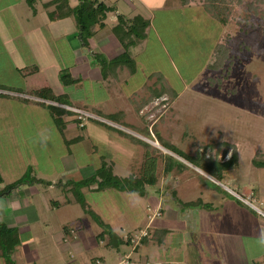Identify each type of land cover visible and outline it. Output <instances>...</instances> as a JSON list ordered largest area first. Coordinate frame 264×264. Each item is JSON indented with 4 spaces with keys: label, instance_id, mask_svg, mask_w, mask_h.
<instances>
[{
    "label": "rangeland",
    "instance_id": "1",
    "mask_svg": "<svg viewBox=\"0 0 264 264\" xmlns=\"http://www.w3.org/2000/svg\"><path fill=\"white\" fill-rule=\"evenodd\" d=\"M108 1L125 13V17L142 13L152 19L149 40L130 50L137 72L131 75L128 68H123L121 76L117 70L119 78L112 71L108 73V80H103L88 67L87 76L81 74V77L76 76L75 83L65 84L57 69L61 68V72L66 68V73L72 76L69 68L78 61L76 53L72 54L70 49L62 52L60 47V57L56 60L51 54L55 46L53 37L45 30L43 54L49 64H44L43 68L48 69L54 90L64 92L68 102L81 98L88 105L101 107L106 115L119 113V117L112 120L102 117L94 108L88 111L94 117L83 120L77 113H67L64 118L68 116L69 121L64 134L47 107L30 106L23 104L19 97L1 95L0 111H4L5 118L0 112V126L8 122L11 127L9 131L0 128L2 184L19 179L26 181L23 185L32 181L49 202L65 198L81 205L83 200L104 223L114 227L119 236L137 233L148 220L149 196L133 193L131 199L115 188L98 190L97 182L78 189L74 185L75 181L92 176L103 162L113 166L115 174L141 173L145 147L119 134L118 129H121L156 147L159 152L153 154L159 156L173 153L159 143L158 135L191 155L200 153L206 158L226 160L232 151H237L238 162L225 172L222 182L257 198L264 192V167L252 161L254 158L264 160V0L220 1V5L232 9L225 23L216 18L212 5L211 12L207 10L210 0H187L186 4L182 0ZM68 3L71 5L70 0ZM40 4L37 0L39 9ZM219 4L217 7L222 10ZM107 22L111 25L113 20L109 17ZM109 29L99 34L95 31L89 38L95 41L91 48L98 52L97 56L100 50L108 55L107 42L100 40ZM13 62L0 56V85L17 93L14 88L22 87L24 78ZM97 62V57L88 61L91 70L99 64ZM157 71L166 79L161 80ZM172 87L177 94L171 92ZM162 91L163 94L156 95ZM105 124L116 129H109ZM146 128L150 135L145 133ZM78 134L82 135L81 141L67 143ZM8 135L11 140L7 143ZM160 160L162 171L164 162ZM188 165L184 170L192 175L200 173L192 163ZM35 177L44 181L35 182ZM190 194H194V188ZM34 198L40 199L41 203L38 202L44 209L41 194ZM254 202L264 208L260 202ZM45 217H48L47 211ZM81 219L72 224H84L83 236L87 238L83 241L84 248L92 256L105 254L107 263L116 262L117 250L97 243V234L103 227L87 212ZM137 225L142 228L137 229ZM91 238L93 240L89 241ZM127 248L124 245L121 249ZM52 250L55 252V248ZM64 257H69L68 252Z\"/></svg>",
    "mask_w": 264,
    "mask_h": 264
},
{
    "label": "crops",
    "instance_id": "2",
    "mask_svg": "<svg viewBox=\"0 0 264 264\" xmlns=\"http://www.w3.org/2000/svg\"><path fill=\"white\" fill-rule=\"evenodd\" d=\"M52 1L39 0L41 3L39 9L37 0H6L3 3L0 0V56L3 55L14 61L13 66L15 65L17 71L24 78V84L19 88H25L31 77V75L25 76L20 69L37 66L39 70L36 73L45 76L53 91L56 94H65L64 92L57 93L54 90L46 71L48 69H45V72L43 68L44 64H49L44 61V30L50 34V37H53L52 45L55 46H53L51 54L56 57V60L60 57L58 55L60 47L62 52L70 49L72 54L76 53L75 57L78 61L73 62L70 68L68 67L74 78L81 77V74L87 76L86 72L89 67L90 71H95L98 79L104 80L100 65H95V68L91 70L90 64H88V61L95 57L92 54L98 53L91 48L95 42L94 39L89 40V47L81 45L77 35L76 20L72 15L51 20L49 13L55 9V4ZM99 1L114 7V3L111 4L108 0ZM127 1L133 3L132 0ZM133 1L160 2V0ZM70 3V6L74 7L79 3V0H70ZM44 7L46 10L43 9ZM146 7L151 8L148 5ZM114 8L116 9L114 12H108L104 21L105 26L98 27L95 33L99 34L101 30L110 28L108 31L111 30V33L108 31L103 33L104 36L100 40L107 42L108 47H103L104 49L107 47L108 55L102 50H100V54L105 55L109 60L114 59L124 50L112 28L118 21L117 15L125 13L118 11L117 7ZM136 14L138 13L127 15L133 17ZM109 17L113 20L111 25L107 22ZM151 29L152 22L145 40H149ZM109 49L112 51L111 53ZM60 69H57L58 75ZM123 72L124 69L120 70L119 76ZM9 91L11 90L0 89V93L16 97L24 96L28 100L29 98L41 99L34 95ZM75 100L83 99H72V101ZM21 102L34 107L40 106L35 101L22 100ZM51 102L55 103L49 101L47 104H52ZM91 106L99 107L93 104ZM0 112L2 118H5L4 111ZM64 120L67 124L68 116ZM2 125L0 128L3 131L11 129L8 122H3ZM66 129L67 125L64 127V134ZM1 135L4 136V133L2 132ZM74 138L81 141L82 135L78 134ZM5 139L7 143L11 140L9 135ZM179 159L187 165L189 164L188 161ZM196 169L200 173L192 175L189 170L174 168L169 174L162 175L161 179L163 180L156 185H146V192L143 194L149 196L147 205L149 214L144 226V228L149 226V238L146 243L134 244L131 241L132 234L128 235L129 233H127L124 236H119L112 226L111 229L117 236L124 239L130 237V240L115 246L109 243L110 239L106 234L104 238L98 237L97 243L106 248L116 249L117 261L121 256L130 254L133 259L149 261L151 264H264V243L261 242L264 241V208L254 202L257 201L264 205V192L260 193L257 198L249 197L247 193L236 190L231 184L216 180L198 167ZM174 171L179 173L176 175ZM117 175L124 177L120 174ZM128 175L129 173L125 176ZM5 185L7 184L4 182L0 187ZM21 186L9 195L0 197V221H4L10 227H17L21 235V242L11 255L16 264H94L96 258H101L104 263L110 264L107 263L105 254L99 253L97 256H92L89 250L84 248L83 241L87 239L83 236L85 226L83 223L72 224L74 221L82 220L81 217L85 214L79 203L65 198L52 199L49 202L34 183L28 182ZM193 188L194 194H190ZM121 193L127 194L132 199V194L135 192L121 191ZM40 194L46 202H44V209L40 204V199L34 198L35 195ZM176 198L184 203L198 200L201 203L182 207ZM156 210H159L161 215L156 216L154 214ZM45 211H47L48 217H45ZM139 216L142 215L139 213ZM136 228L141 229L142 225H137ZM101 232L102 230L97 235ZM88 240H93V238ZM124 245H127L128 248L121 249ZM53 248H55V252L52 250ZM66 252L69 257H64ZM73 252L75 256H73ZM0 264H7L2 256H0Z\"/></svg>",
    "mask_w": 264,
    "mask_h": 264
},
{
    "label": "trees",
    "instance_id": "3",
    "mask_svg": "<svg viewBox=\"0 0 264 264\" xmlns=\"http://www.w3.org/2000/svg\"><path fill=\"white\" fill-rule=\"evenodd\" d=\"M222 0H210V6L207 5V10L211 12V5L214 10V14L217 19L221 22H227L229 17V12L232 9H229L226 5H220L219 2ZM183 4L187 3V0L181 1ZM52 3L55 4V9L49 13L51 20L65 18L67 16H74L77 25V35L83 47H89V38L94 34L97 28H103L105 26V19L108 12L113 11V7L107 5L103 1L99 0H79V3L71 7L68 3V0H53ZM219 4L222 10H219L217 7ZM215 6V8H214ZM217 11L215 12V9ZM117 23L113 26L112 31L120 41L123 46V52L119 54L114 59H107L105 55L93 53L101 66V72L103 78L107 79L108 73L114 72L115 76L118 75V71L123 70V68H128L130 74H134L137 71V65L135 58L131 56L130 50L140 44L142 41L147 39L148 31L151 26V19L145 17L144 15L138 13L133 17H125L124 14L117 15ZM100 56V57H99ZM66 68H63L60 72V78L65 84H72L78 81L73 78L70 74L66 73ZM25 76L31 75L28 79V82L25 88H14L16 92L26 93L30 95L37 96L42 100L54 101L59 104L69 105L76 107L85 111L89 109L95 110L100 116L106 117L108 119H115L119 117V113L115 114H105L101 108L92 107L91 105L86 104L83 100H75L68 102L66 94H56L53 89L50 87L47 79L43 74L38 75L36 72L39 70L37 66H28L23 69H20ZM154 73V72H153ZM152 73V75H153ZM161 80H165L166 77L161 71L156 72ZM147 87V86H146ZM0 89L12 90V88H6L4 85H0ZM165 91V89H164ZM157 92L156 95L159 96L164 93ZM171 92L176 93V90L172 87ZM1 95H10L0 93ZM22 100L29 101L24 96H20ZM32 102V101H30ZM40 105L47 107L51 113L53 121L58 125L61 132L63 133L66 121L63 116L67 113H72V111L55 104H47L45 101H37ZM90 106V107H89ZM109 129H116L114 126L105 124ZM119 134L122 136L142 144L145 147V159L141 173L139 175L129 174L128 176H119L114 173L113 166L109 165L107 162H103L102 166L98 168L95 173L87 178H84L80 181H75L74 185L76 188H81L84 186H91L93 183L97 182L96 189L103 190L105 188H115L119 191H128L135 192L139 194H144L146 192V185H156L162 175L169 174L174 170V168L179 170H184L189 166L183 162L178 157L192 163L196 167L202 169L213 178L218 181H223L225 178V172L231 170L234 165L238 162L237 151H232L228 159H213L211 157L206 158L205 155H191L176 144L164 139L162 136L158 135L159 143L164 146L166 149L170 150L173 154H163L154 155L159 150L156 147H153L150 143L143 141L136 136L128 133L124 130L118 129ZM145 133L149 134V129H145ZM78 140L74 138L67 140V143L70 144ZM154 153V154H153ZM160 159L164 162L163 170L161 171ZM253 163L258 167H264V160H257L254 158ZM35 182H42L43 179L34 178ZM26 182L24 179H19L16 182L0 187V197L9 195L13 190H15L22 183ZM32 183V181H29ZM3 183L2 175L0 174V185ZM176 200L182 205V207L189 205L200 204L198 201H190L188 203L181 202L178 198ZM81 206L85 208V212L89 213L92 218L103 227L102 232L98 235L100 238H104L106 234L109 236V243L115 246H119L124 242H128L130 237L127 239L121 238L115 234V232L100 218V216L92 209L90 206L83 202H80ZM149 234V233H148ZM20 232L17 227H10L4 221H0V256L4 257L7 264H16L12 259L11 255L15 247L21 242ZM148 235L143 237L142 243L148 241Z\"/></svg>",
    "mask_w": 264,
    "mask_h": 264
},
{
    "label": "built area",
    "instance_id": "4",
    "mask_svg": "<svg viewBox=\"0 0 264 264\" xmlns=\"http://www.w3.org/2000/svg\"><path fill=\"white\" fill-rule=\"evenodd\" d=\"M52 104H55V105H59V106H62L74 113H77L79 114L78 115V118L79 119H87V118H92L94 117L93 114L89 113L88 111H85V110H82V109H79V108H76V107H72V106H68V105H64V104H59V103H53L51 102ZM81 126L83 127L84 126V123H81ZM156 216H159L161 215V212L159 210H156V212L154 213ZM148 227H145V228H142L141 230H139V232L137 233H133L131 235V241L134 243V244H138L142 241L143 237H145L146 235H148L149 231H148ZM94 264H106L102 261L101 258H96L94 260ZM114 264H151L149 261H140V260H136V259H133L132 256L130 254H125L123 256H121L119 258V260L114 263Z\"/></svg>",
    "mask_w": 264,
    "mask_h": 264
},
{
    "label": "clouds",
    "instance_id": "5",
    "mask_svg": "<svg viewBox=\"0 0 264 264\" xmlns=\"http://www.w3.org/2000/svg\"><path fill=\"white\" fill-rule=\"evenodd\" d=\"M262 243H264V241H261Z\"/></svg>",
    "mask_w": 264,
    "mask_h": 264
}]
</instances>
